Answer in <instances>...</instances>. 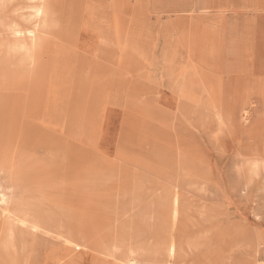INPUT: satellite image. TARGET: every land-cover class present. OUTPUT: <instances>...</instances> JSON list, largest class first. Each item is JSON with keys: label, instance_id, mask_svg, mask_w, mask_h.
<instances>
[{"label": "rangeland", "instance_id": "rangeland-1", "mask_svg": "<svg viewBox=\"0 0 264 264\" xmlns=\"http://www.w3.org/2000/svg\"><path fill=\"white\" fill-rule=\"evenodd\" d=\"M0 264H264V0H0Z\"/></svg>", "mask_w": 264, "mask_h": 264}, {"label": "bare ground", "instance_id": "bare-ground-1", "mask_svg": "<svg viewBox=\"0 0 264 264\" xmlns=\"http://www.w3.org/2000/svg\"><path fill=\"white\" fill-rule=\"evenodd\" d=\"M92 180V179H91ZM173 248V247H172Z\"/></svg>", "mask_w": 264, "mask_h": 264}]
</instances>
